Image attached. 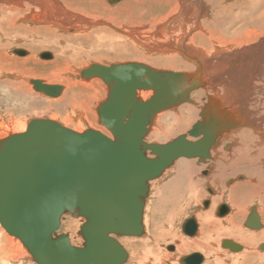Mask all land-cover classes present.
<instances>
[{
  "label": "bare ground",
  "instance_id": "obj_1",
  "mask_svg": "<svg viewBox=\"0 0 264 264\" xmlns=\"http://www.w3.org/2000/svg\"><path fill=\"white\" fill-rule=\"evenodd\" d=\"M58 1H60L64 7L61 6ZM74 1L76 0H0V4L7 5L0 6V18L2 19L0 25L3 21L8 23L6 26L0 28V33L10 34L16 32L17 30H21L23 32H28L31 36H39V34H41L40 32L43 30L46 36L43 37L44 39L42 41H40L41 43L45 45L49 44L48 46L52 44L61 45V47H55L57 48L55 49L57 54L55 63H60V65H62L67 62V51L74 49V47L71 46L72 44L65 46L63 41H54L56 37L60 40L62 38L58 35L59 30L57 28L60 27L63 31H66V27L69 24L74 23L75 27H69L72 28L71 31L77 33L80 31L82 23L86 24V26L93 24V22H90L89 20L86 21L87 19L85 20L78 16H74L75 14L72 15L65 11L66 8L73 10L74 5L72 7L71 4ZM121 1L114 4L115 10H112L113 13L119 14V12L123 11V8H125V15L134 13V11L137 15L136 18L133 19L126 16V18L122 21L119 20V22L122 23L119 24L122 25L119 28L132 27L131 30L124 31L126 37L136 39L137 45L142 48H150L154 51H166L169 49L168 45L172 50H179L181 48V50H179L181 55H184L188 60L193 61L196 64L189 65L191 66V69L188 68L186 71H183L178 70L181 69L180 63L173 57L150 59L137 50H133L130 53V56L146 62L142 64L148 65L150 63L155 66H159L162 69H160L161 71L166 72H184L186 74H190L193 69L192 66H194L195 72L200 70L201 81L203 84V87L198 89H201L202 93L205 95V101L203 103L201 100L197 99L195 102L191 101L189 104H186L184 110H180L177 106L157 114L153 120L149 133L145 137V140L151 138L154 142L146 143L161 145L180 137L179 134H177L174 139L170 141L167 140L173 135V132H170L174 128V131L176 132L178 130L188 128V125L190 124L196 123V121L194 122L192 119H187V115L195 112L196 109L200 112L208 100H210L212 106H218L216 111L219 114L216 117V121L219 123L218 126L220 127L218 144L212 146L209 151L216 152L217 155L215 159L212 158V160H210L208 171L204 170L205 168L203 169L201 165L196 166L194 158L189 159L179 157L176 161L182 162L176 165L177 168L172 166L170 167V170L175 172L169 180L170 183L168 184V182L165 183L163 181L165 176L169 175V171L165 170L162 174L163 182L160 180V182L154 184L153 190H155L159 184L160 189L154 192V198L149 202L151 209L149 213H145L148 217L145 214V216L142 215L143 229L144 223L147 222L146 218H149L148 222H150L152 226V228H150L152 229L151 236L148 240H133L136 239V236L124 237L125 239H128L129 244L135 241L136 245L144 252V259L137 262V264H142V262L144 263L145 257H152L154 261L153 264H168L164 262L166 257L169 259H175V264H180L179 261L181 259L190 256V250H195V254L202 257L201 264H225L227 262L225 259L226 254L220 250L224 249V247H222V243L224 241H230L239 246L240 249L236 251L237 253L243 251L238 255H231L229 257V260L231 259L233 262L232 264H248L249 262L252 263L254 261H257V264H264V253L259 251V246L255 248L256 250L258 249L257 252H251V246L253 247L255 242H264V139L262 138V130H264V0H235L234 7L237 9V12L229 11L227 13L219 12V0H191V2L186 1L184 4L181 3V0H138V2H135L136 5H138L136 7L132 1L129 3H123L125 0ZM85 3L91 7L96 6L100 7L102 10H109L102 0H85ZM121 3L126 6L123 7V4ZM140 3H143L144 5L154 3L161 9H168L169 11L166 13L159 12L158 14H153L150 9L140 10ZM211 6L212 8L217 9L214 15L209 10ZM226 7L227 6L225 5L222 6V8ZM74 10L84 16L87 15V13L82 11V9L81 11H79V9ZM28 12H30L29 20L49 26L44 28L43 26L35 25L30 28L29 26L31 25L26 22H23L25 26L19 27H13L9 24L10 14L20 18ZM200 12L205 15L200 16ZM3 13L7 14L3 15ZM118 17L121 16L119 15ZM90 18L95 17L91 16ZM105 18L113 23V20L110 17L106 16ZM164 21L168 22L165 25H162L161 23ZM196 27L198 30L195 31ZM114 28L116 27H113V29ZM192 28L193 32L190 33ZM90 29L91 28H89V30ZM116 29L118 32H122L123 30H119L118 28ZM86 31L90 33V31ZM47 34L52 35L53 37L48 38ZM145 34L147 36H145ZM101 36L103 37L95 36L93 38H83V43H81V38L79 36L75 37V34L74 36H68L66 39H62L71 41L70 43H73L74 46L78 48V54H80L83 49L85 50V48H83L85 45L83 46V44H86L91 39L94 40L95 43L100 42L103 46L105 43L104 40L109 39L111 41L110 43H113L111 45H114L117 49L115 53L117 51L124 50L123 47H125V45L120 46V37L116 31L111 30V34ZM116 37L117 40L115 39ZM156 37L162 42V44L157 40H153ZM77 40L79 41V45L75 42ZM196 42L198 43L195 44ZM191 44L196 48H194ZM26 46L30 47L33 52L40 47L31 44H26ZM2 47L3 46H1V48ZM185 51H187V54ZM19 52L20 51L18 50L16 53L18 54ZM90 52H84L82 57L90 58L92 61L96 62L101 59L99 54H92ZM50 65L51 64L46 62L41 66L47 67ZM100 65L103 66L102 64ZM61 71L62 70L57 68L54 70L56 77L62 75ZM36 72L39 73V71L30 70H28L27 73L31 75L36 74ZM93 78L97 77H91L88 79L92 80ZM7 81H5V83L9 82ZM16 83L22 84V81L18 80ZM8 84L11 85L12 83ZM80 84L88 86V92H90V94H81L80 92L73 93V98L71 100H67L69 95L67 90L69 88L64 90L62 87L60 94L57 96L59 99L57 98V101H53L56 98L51 99L52 102H60L65 105L75 104V106L76 104H80L84 106L89 102L91 93H99L98 90L95 87H92L89 82L81 81ZM96 85L101 87V84L97 83ZM55 86L60 85L57 84ZM75 86L76 84L71 85L72 91ZM31 89L33 88L29 85L26 94L21 91L20 86L18 89L14 86L9 90H14L15 93L16 91H21V96H25L28 95L27 92H30ZM104 91H106L105 94H107L106 88H104ZM32 95L33 94H31V96ZM151 96V91L138 92V97L142 101L148 100ZM51 100L46 101L50 102ZM79 117L81 118L80 114ZM92 118V120L98 121L94 114L92 115ZM229 118L235 121L236 125L229 130L222 129V123L227 121ZM3 119L6 118L4 117ZM169 119L172 120V122L170 123V127L167 132V130L164 129V126L167 124ZM53 121L55 120L53 119ZM1 122L0 130L4 131L3 133L5 134V138L11 134L23 133L27 127L26 121L17 123V125L15 127L12 126L11 129H9L11 125L7 124L5 126L4 122ZM183 124L184 127H182ZM79 125L80 124H78V126ZM238 125L239 127H237ZM75 127L73 130L81 133L80 131L83 126L78 128ZM8 129L9 131L6 132ZM97 131L100 132L99 130ZM97 131L95 130V132ZM102 132L103 131L101 130L100 133ZM200 137L201 136L193 142H196L200 139ZM108 138L112 139L110 135ZM186 140L189 142L188 139ZM162 141L165 143H162ZM227 142H232V144L225 146ZM218 146H220L219 150ZM225 148H227V151L223 150ZM214 156L215 155H213V157ZM147 157L148 159H151L150 156ZM197 169H199L198 172L200 175L197 174ZM204 180L209 182V184H212V186L210 185L209 190H207L205 186L203 187ZM150 182L149 191L152 189ZM227 183L230 185L227 186ZM206 190L207 194L211 195V199H205L206 195L204 193ZM204 200L210 202V206L207 204L208 207L206 211L202 208ZM179 203H182V208L185 209L197 206L196 209L199 211V213H196L197 217L195 218L197 225L196 233L194 232V228L189 229L186 232L187 235L182 233L185 237H178L176 235L175 231L177 224L175 223V216L177 214L171 210V208H176V205ZM198 204L201 205V208ZM223 204L227 208H221H226V212L228 209V213L223 218L217 219L216 216L218 215L217 211L219 205ZM254 204H257L255 212L262 226L260 228L261 230L247 228L245 226L246 220L244 221L243 214H248ZM247 209H249V211ZM219 213H224V211H219ZM224 214L219 215L222 216ZM77 219L81 220V218ZM221 221L225 224L227 223V225L224 226ZM211 228H215L216 231L210 232ZM0 232L2 231L0 230ZM193 233L194 235L192 236V239H190L188 234L191 235ZM221 238H225V240L220 243ZM6 239L10 242L13 241V239H8V237ZM176 239L178 241L173 242L174 244L171 243V245L173 244L172 246H174V251H169L167 248L168 245L166 244L164 247H166L169 252H166L165 248H162L163 244L161 242L164 240L171 242V240L174 241ZM15 244L17 245L18 250L16 251L18 253L15 256H10L9 259L17 258L20 251L24 252L22 243L19 240ZM123 249L126 253V249L124 247ZM146 252L151 257L146 255ZM179 254L180 257L175 258V256ZM2 259L5 261L4 258ZM126 260L129 261L128 255ZM125 264H127V262Z\"/></svg>",
  "mask_w": 264,
  "mask_h": 264
},
{
  "label": "water",
  "instance_id": "obj_2",
  "mask_svg": "<svg viewBox=\"0 0 264 264\" xmlns=\"http://www.w3.org/2000/svg\"><path fill=\"white\" fill-rule=\"evenodd\" d=\"M19 51V56L26 54ZM40 57L49 60L51 54ZM80 75L97 77L106 85V98L96 113L98 124L112 139L89 129L78 133L53 120L34 119L23 133L0 140V226L22 243L35 264H124L127 255L115 237L142 236L149 182L175 159L202 161L218 144V106L210 100L199 112L201 122L187 132L192 138L202 136L196 142H188L186 135L161 145L144 140L157 114L191 102L190 92L203 87L200 70L173 73L133 62L92 64ZM30 83L35 92L51 98L62 90L38 79ZM141 91H151L152 96L142 101ZM235 123L229 118L222 129ZM225 209H218V214ZM66 215L84 220L77 232L83 241L80 247L72 246L66 234L57 235ZM245 226L262 227L254 209ZM193 228L195 219L190 218L182 231ZM222 247L231 252L240 249L230 241ZM179 262L199 264L202 258L193 254Z\"/></svg>",
  "mask_w": 264,
  "mask_h": 264
},
{
  "label": "rangeland",
  "instance_id": "obj_3",
  "mask_svg": "<svg viewBox=\"0 0 264 264\" xmlns=\"http://www.w3.org/2000/svg\"><path fill=\"white\" fill-rule=\"evenodd\" d=\"M102 1L105 4V6L109 9L108 11L105 10V9L102 10V9H100V7H96V6L91 7L87 3H85V0H76V1H74L71 4L72 7L74 5L73 10H70V9L66 8L65 11L69 12L72 15L75 14L74 16H78V17L83 18L85 20L87 19L86 21L89 20L90 22H93V24L86 26V24L82 23L80 31L77 32V33L71 31L73 26H74V23L69 24L67 26L68 28L66 27V29H67L66 31L65 30L63 31V29H61L60 27H58V28L56 27L59 30L58 31V33H59L58 35H60L63 39H66L68 36H74V34H75V37L79 36L81 38V43H83L82 42L83 38H91V37L93 38L95 36L103 37L101 35L107 36V35L111 34V30H114V31H116L118 33V35L120 37V41H119L120 46H124L125 45V47H126V48L123 47L124 48L123 51L122 50L117 51L118 53L117 52L115 53V51L117 49L115 48L114 45L113 46L111 45L113 43H110L111 41L109 39L108 40H104V42H105L104 46L100 42H96L95 43V41L91 39L86 44H83V46L85 45L83 47V48H85V50L82 47L79 46L81 49L84 50V51L83 50L81 51V53H80L81 55H80V54L77 53L78 48L76 46H74L73 43H70L71 41H66V40H63L62 38L60 40L59 38H57L54 35L56 37L54 39L55 42L63 41L65 46H68V45L72 44L71 46L74 47V49L67 51V55H66V61L67 62L62 64V65H60V63L59 64L55 63L56 59H57V54L55 52V49H57V48H55V47H61V45L52 44V45L48 46L49 44L45 45V44L41 43L40 41H42L44 39L43 37L46 36V34H45V32L43 30L40 32L41 34H39V36H31L28 32H23L21 30H17L16 32H13V33H10V34H8V33H0V124L2 123L1 121H3L5 126L7 124L11 125V127L9 128V129H11L12 126L15 127L17 125V123H19V122L26 121V123L28 124L30 121H32L34 119H47L48 118L50 120V119L53 118L55 121H57V123H59L62 126H65V128L70 129L72 131H74L73 129H74L75 126H76L75 128H78V127H81V126L84 127V128L82 127L80 132H83V131L88 130V129L92 130L95 127L96 129L94 128L93 131L99 130L101 132V130H102L103 131L102 133L105 136L109 137L110 133L103 126L99 125L98 121L92 120L93 119L92 118L93 114L96 116V118L98 120V116H97V113H96V108L98 106V103L102 102V100L105 99L104 97H106V94H105L106 91H104V88H106V85L99 78H93L92 80L83 79L81 77V75H80L82 70L87 69L92 64L99 65V66H101L100 64H102L103 66H109L111 64L113 65V64H120V63H127V62H131V63H133V62L146 63L144 61H140L136 57L130 56V53L133 50H137L138 52L144 54L146 57H148L150 59H154V58L158 59L160 57L161 58H169V57L176 58L179 61L180 68H181V69H178V70L186 71L188 68L191 67L189 65L196 64L195 62L188 60L184 55H181V53L179 52V50H181V48L179 50H177V49H173L172 50L170 48V46L168 44H166V45H168V48H169L168 50H166V51H164V50L154 51V50H152L150 48H142L139 45H137V43H136L137 40L136 39H130V38L126 37L125 33H124V31L131 30L132 27L119 28L120 26H122V25H119V24H122V23L119 22V20L122 21L123 19L126 18V16L130 17L132 19L136 18L137 15L135 14V11H134V13L125 15L126 14V12L124 11L125 8H123V11H120L119 14L118 13H113L112 10H115L114 4L113 5L109 4L107 2V0H102ZM131 1L135 4L134 5L135 7L138 6L135 3V2H138V0H125L123 3H129ZM186 1L191 2V0H181V3L184 4V2H186ZM216 1H218V0H216ZM234 1L235 0H219L218 1L219 2V4H218L219 12L220 13H227L229 11L237 12V9L234 7ZM58 2H59V4H61V6H63L60 1H58ZM10 3H11V1H10ZM123 3H121V4H123ZM139 5H140V10H144V9L149 10L150 9V10H152L153 14H158L159 12H165L166 13L167 11H169L168 9L167 10L161 9L160 7L155 5L154 3L153 4H145V5L143 3H140ZM224 5L227 6V7L226 8H222V6H224ZM0 6H7V5L6 4H0ZM125 6L126 5L123 4V7H125ZM74 9H79V11H81V9H82V11L87 13V15L84 16V15L78 13ZM209 10L211 11V13L213 15L217 11V9L212 8V6L209 8ZM100 13H102V14H100ZM107 13H109V14H107ZM6 14L7 13H3V15H6ZM119 15L121 17H118ZM201 15H205V14L200 12V16ZM9 16H10L9 24L11 26H13V27H15V26H18V27L19 26H25L23 22H26L27 24L31 25V26H29L30 28L34 27L35 25L43 26L44 28L49 26V25H44L43 23H39V22H36V21L29 20L30 12L26 13V15H24V16H22L20 18L16 17L13 14H10ZM91 16H93L95 18H90ZM106 16L110 17L113 20V23L111 21H108L105 18ZM1 21H2V19L0 18V22ZM167 22L168 21H164L161 24L165 25ZM7 24H8L7 22L3 21L1 23V25H0V28L6 26ZM69 26H71L72 28L69 27ZM88 27L91 28V29L89 30ZM113 27H116L119 30L120 29H123V30H122V32H118L117 29L116 28L113 29ZM202 28H204V27H202ZM86 30L90 31V33H88ZM196 30H198L197 27H196L195 31ZM192 32H193V28L190 30V33H192ZM144 33H146V32H144ZM145 36H147V35L145 34ZM51 37H53V36L52 35H48V38H51ZM115 39L117 40V37ZM153 40H157V41H159L162 44V42L157 37L154 38ZM75 42L79 45V41L78 40L75 41ZM91 43L93 44V46H92ZM197 43L198 42H196L195 44H197ZM26 44H28V45L31 44V45L40 46V47H38L33 52V50L30 47L26 46ZM53 45H54V47H53ZM105 45H106V48H105ZM185 45H187V44H185ZM1 46H3V47L1 48ZM109 47H110V49H109ZM193 47L196 48L195 46H193ZM18 50H24V51H26V54L24 56H19L16 53ZM46 52L51 54V59H49V60L41 59L40 54L46 53ZM75 52H76V54H75ZM84 52H90L92 54H99L101 59L96 62V61H92L90 58L82 57V54ZM53 53H54V57H53ZM185 53L187 54V51H185ZM151 54H153V55H151ZM46 62L48 64H51V65L47 66V67L41 66L43 63H46ZM148 65H150V67L158 69V70L161 69V67L155 66V65L150 64V63ZM192 67H193V69H192L191 73L195 72V67L194 66H192ZM56 68L59 69V70H62L61 71L62 75L56 77V75L54 73V70ZM28 70H30V71H39V73L36 72V74H31L30 75V74L27 73ZM179 73H181V72H179ZM34 78H37L39 80L42 79V81L44 80L43 82H45L47 84L49 82V85L50 84H52V85H57L58 84L61 87H63L64 90L65 89L67 90L69 88L67 90L68 94H69L67 100H71L73 98V93L80 92L81 94H85V93L90 94V92H88L89 91L88 90L89 87L81 85L80 84L81 81L82 82H89L90 85L92 87H95L98 90L99 93H91L92 97L90 96L89 102L87 104H85L84 106L80 105V104H76V106H75V104L74 105H70V104L69 105H67V104L65 105L64 103H60V102L59 103L56 102L57 103L56 104V103L52 102L51 99H55L56 98L53 101H57L59 99L58 97H55V98H50V97H47V96L45 97V95H43L42 93H39V92H35L33 89H31L30 92H27L28 95H25L26 97L23 96V95H22L23 96L22 97L21 93H20L21 91L26 94V91H27V88H28L29 85L31 86V88H33V86L31 85L30 81L33 80ZM18 80L22 81V84L16 83ZM34 80H36V79H34ZM5 81H7L10 84L12 83V84L9 85L8 83H5ZM57 81H60V82H57ZM97 83L101 84V87H98L96 85ZM5 84H6V86H5ZM13 84H14L15 88H17V89L20 86L21 91H16V93H15L14 90L10 91L9 89L14 87ZM26 84H28V85H26ZM72 84H76V86L73 88L74 89L73 91L71 89V85ZM31 94H33L35 96H33V95L31 96ZM189 98H190V100L192 102H195L197 99L201 100L202 103L205 101L204 100L205 99V95L202 93L201 89L191 91ZM46 100H51V101L48 102ZM60 104H62L63 106L60 105ZM186 104H189V103H183V104L179 105L178 108H180V110H184ZM72 107H74V108H72ZM75 107H76V109H75ZM79 114L81 115V118L79 117ZM51 116H53V117H51ZM59 116H60V121L61 122L59 121ZM4 117L6 119H3ZM71 119H73V120H71ZM187 119H192V120H194V122L196 121V123L201 122V118L199 117V110L196 109L195 112L188 114L187 115ZM171 122H172V120L169 119L167 121V124L164 126L165 127L164 129H166L167 132H168V128L170 127V123ZM194 122H192V123H194ZM81 123H82V125H81ZM196 123L190 124V125H188L189 126L188 128H185V129L182 128L183 130H178L176 132L174 131L175 130V128H174L170 132V133L173 132L172 133L173 135L167 140L170 141V140L174 139V137H176L177 134H179L180 137L183 136V135H186V139H188L189 142H193L197 138L190 137L187 134V132L189 130H191L192 126L195 125ZM71 124L75 125V126H72ZM78 124H80L81 126L80 125L78 126ZM182 127H184V124L182 125ZM237 127H239V125ZM9 129L6 130V132L9 131ZM3 132H4L3 130H0V140L5 138V134ZM174 134H175V136H174ZM218 138H217V140H218ZM262 138L264 139V130H262ZM145 141L148 142V143L149 142H154L153 139H151V138H148ZM162 143H165V142L162 141ZM230 144H232V142H227V144H225V146L226 145H230ZM219 149H220V146H218V150ZM223 150L227 151V148H225ZM251 154H255V153H251ZM213 155H215V156L213 157ZM216 155H217L216 152H209V155L205 158V161L201 165L202 168L203 169L204 168H209L210 160H212V158L215 159ZM177 159H179V158H177ZM177 159H175L173 161L172 165H171L174 168H177L176 165L178 163L182 162V161H176ZM194 159H195V164L197 166L198 165V162L196 161L197 158H194ZM170 167L166 169V170L169 171V175L165 176V179L163 180L165 183L168 182V184L170 183V181H169L170 178L175 173L174 171L170 170ZM198 171H199V169H197L196 172H197V174L200 175V173ZM248 179L251 180L250 178H248ZM160 180L162 181V175L158 179L153 180L152 182H150L152 189H150V191L148 193V197H147L146 202H145L146 203V207L144 206L145 209L143 210V215L145 213L147 214V212L149 213V211L151 209V207L149 206V204H150L149 202L152 201V199L154 198V196H153L154 192L156 190L160 189V184H159L157 186V188L155 190H153L154 184L157 183V182H160ZM254 180H255V178H254ZM210 185L212 186V184H209V182L204 180L203 187L205 186V188L207 190H209L210 189ZM226 185L229 186L230 184L227 183ZM207 190H206V192L204 194L206 195L205 199L208 200V199H211V195L207 194ZM204 194H202V195H204ZM204 201H206V200H204ZM198 206L201 208L200 204H198ZM182 207H183L182 203H179V204L176 205V208H171V210L174 211L175 214H177L175 216V223L177 224L175 232H176V235L178 237H180V236L185 237L182 234L183 233V231H182V227L183 226L182 225H184L185 221L187 219H189V218H194L195 219L197 217L196 213H199V211L196 209L197 206L191 207L190 209L189 208L185 209V208H182ZM256 208H257V204H254L251 209L256 210ZM206 210H207V208L205 209V211ZM247 210L249 211V209H247ZM250 212L251 211H249L248 214ZM217 214H218V211H217ZM248 214H243L244 215V221L246 220ZM146 216L148 217V215H146ZM216 218H217V216H216ZM146 219H147V222L144 223V229L142 231V236L135 237L136 239H133V240H139V239L148 240L149 237L151 236L152 229H150V228H152V226H151L150 222H148L149 218H146ZM82 220L83 219L79 220V219L71 218L70 215L64 216L63 219H61L62 223H61L59 229L57 230V235L66 234L68 236L72 246L80 247L83 241H82V238L77 235V232L79 231V228L82 225V222H83ZM221 223L224 226L227 225V223L225 224L222 221H221ZM178 224H181V225H178ZM0 230L2 231V232H0V248H1L0 249V253H1L0 254V264H4V263H6V264H35L31 260L30 255L28 254L27 250L24 248L23 245L22 246H23L24 252L20 251L19 256H17V258L9 259L10 256H15L18 253L16 251V250H18L17 249V245L15 244V243H17L18 240H17V238L8 235L1 226H0ZM215 231H216L215 228H211L210 229V232H215ZM7 237H8V239L9 238L13 239V241L12 242L8 241L6 239ZM124 237H126V236L115 237V238L119 242V244L122 245L126 249V255L129 256V261L126 260L127 264H130V263L131 264H137V262L142 261L144 259V252L140 249L139 246L136 245L135 241L129 244L128 243L129 242L128 239H125ZM189 238L192 239V237H189ZM223 240H225V238H221L220 243ZM175 241H178V240L177 239L174 240V241L171 240V242L164 240L163 242H161L163 244L162 248L163 249L165 248V251L169 252L166 249V247H164V245L166 244V245H170L171 246V243H173ZM8 242H9V244H8ZM124 243H126V244H124ZM258 246H259V251L261 253L262 252L264 253V250L260 249L261 246H264V242L263 241H258V243L255 242L254 246L253 247L251 246V249H252L251 252L252 253L257 252L258 249L256 250L255 248L258 247ZM220 250H222L226 254V256H225L226 258L225 259L228 262H226L225 264H227V263L228 264H232L233 263L231 259L229 260V257L231 255H238V254L243 252V251H241L240 253H237V252H233L232 253L229 250H228V252H225L224 249H220ZM189 252L191 254H193V253H195V250H190ZM145 254L150 256L147 252ZM21 255H23V256H21ZM178 257H180V254L175 256V258H178ZM2 258H4L5 261H3ZM147 258H148V260H147ZM149 259H150V262H149ZM151 259H152V257L151 258L145 257V261H144V263L142 262V264H153L154 261H153V259L152 260ZM175 261H176L175 259H169L167 257L164 260V262L168 263V264H175ZM248 264H257V261H254L252 263L249 262Z\"/></svg>",
  "mask_w": 264,
  "mask_h": 264
},
{
  "label": "flooded vegetation",
  "instance_id": "obj_4",
  "mask_svg": "<svg viewBox=\"0 0 264 264\" xmlns=\"http://www.w3.org/2000/svg\"><path fill=\"white\" fill-rule=\"evenodd\" d=\"M205 158H206V157H205ZM196 161L198 162V165H202L203 162L205 161V159L202 160V161H199L198 158H197ZM208 169H209V168H205L204 170L208 171ZM210 192H211V191H210ZM207 204H208V206H210V202H209V201L206 200V201L203 202V205H202L203 210H205V209L208 207ZM203 206H204V207H203ZM219 206H220V205H219ZM221 207H226V206L223 204V205H221L218 209L220 210ZM226 208H227V207H226ZM222 209H223V208H222ZM251 210H252V209H251ZM225 213H226V212H225ZM227 213H228V209H227ZM227 213H226V214H227ZM222 214H224V213H222ZM249 215H250V214H249ZM224 216H225V215H223V216H219V215H217V218H218V219H221V218H223ZM189 219H190V218H189ZM189 219H187V220L185 221V223H186ZM185 223H184V224H185ZM195 225H196V220H195ZM196 230H197V225H196V228H194V232H195V233H196ZM183 234H184V233H183ZM184 235H187L186 232H185ZM193 235H194V233L191 234L190 237H192ZM188 236H189V234H188ZM167 248H168L169 251H174V246H172V245H171V246L168 245ZM260 249H263V250H264V246H261ZM224 251H225V252H228V249L224 248ZM194 254H195V253H194ZM230 255H231V254H230ZM201 258H202V257H201ZM227 262H228V261H227ZM199 264H201V262H200Z\"/></svg>",
  "mask_w": 264,
  "mask_h": 264
},
{
  "label": "crops",
  "instance_id": "obj_5",
  "mask_svg": "<svg viewBox=\"0 0 264 264\" xmlns=\"http://www.w3.org/2000/svg\"><path fill=\"white\" fill-rule=\"evenodd\" d=\"M227 213V212H226ZM226 213L224 215H226ZM219 215V214H218ZM223 216V215H222ZM226 218V217H225Z\"/></svg>",
  "mask_w": 264,
  "mask_h": 264
}]
</instances>
